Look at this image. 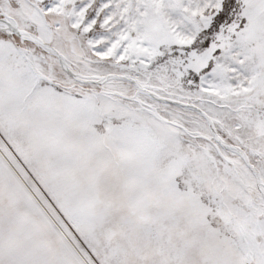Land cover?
<instances>
[{"label": "snow or ice", "instance_id": "1", "mask_svg": "<svg viewBox=\"0 0 264 264\" xmlns=\"http://www.w3.org/2000/svg\"><path fill=\"white\" fill-rule=\"evenodd\" d=\"M0 264H264V0H0Z\"/></svg>", "mask_w": 264, "mask_h": 264}]
</instances>
